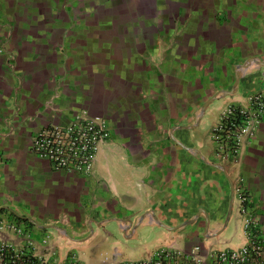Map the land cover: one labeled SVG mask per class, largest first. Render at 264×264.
<instances>
[{"label": "crops", "instance_id": "0c3cea01", "mask_svg": "<svg viewBox=\"0 0 264 264\" xmlns=\"http://www.w3.org/2000/svg\"><path fill=\"white\" fill-rule=\"evenodd\" d=\"M102 1L71 13L68 0H0V221L58 262L123 264L197 246L208 264L245 242L240 177L264 236V117L238 164L214 157L208 133L225 106L264 92V66L199 112L231 88L237 65L264 61V0H164L167 19L153 13L147 30L138 12L129 28L125 14L98 11ZM80 110L105 119L109 138L89 176L53 171L30 138Z\"/></svg>", "mask_w": 264, "mask_h": 264}, {"label": "built area", "instance_id": "2783aa9c", "mask_svg": "<svg viewBox=\"0 0 264 264\" xmlns=\"http://www.w3.org/2000/svg\"><path fill=\"white\" fill-rule=\"evenodd\" d=\"M263 117L264 92L248 94L243 102L225 106L209 133L214 157L220 162L238 164L242 148L254 137ZM108 138L106 120L80 110L65 124L46 126L36 132L30 138L28 150L53 171L89 176L97 148ZM233 195L245 242L237 249L211 252L208 264H264V236L247 206V192L240 177L236 178ZM0 233L21 237L24 242L15 246L0 239V264H80L74 254L66 255L61 262L56 260L53 251L44 255L35 254L34 243L30 241L28 233L14 220L0 221ZM40 243L45 244L46 239ZM189 263H203L197 246L188 253L160 248L146 258L123 264Z\"/></svg>", "mask_w": 264, "mask_h": 264}, {"label": "rangeland", "instance_id": "374dc122", "mask_svg": "<svg viewBox=\"0 0 264 264\" xmlns=\"http://www.w3.org/2000/svg\"><path fill=\"white\" fill-rule=\"evenodd\" d=\"M79 1L80 0H68L67 5L69 7H67L66 9H69V11L71 13H75L74 10L78 9V2ZM102 3H104V5L102 7H100L98 9V11L107 12L109 15L117 14V13L118 14L119 13L125 14L124 21H125V23H127V27H129V28L131 27L132 22L130 21V17L128 18V17H126V15L127 14L131 15L132 12H134V13L138 12L140 14L141 19L138 23H139V27L143 30L151 29L154 27L153 21L150 19L152 18L151 16L155 12L157 15V13L160 11L162 17L165 15V18H163V19H167V17H166L167 6L164 5V0H104V1H102ZM219 18H222V16H219ZM163 22H165V20H162L160 25H162ZM220 112L218 113L217 118H218ZM217 118H216V120H217ZM213 125L214 124H212L209 127L208 133H210L211 127Z\"/></svg>", "mask_w": 264, "mask_h": 264}, {"label": "water", "instance_id": "95a60500", "mask_svg": "<svg viewBox=\"0 0 264 264\" xmlns=\"http://www.w3.org/2000/svg\"><path fill=\"white\" fill-rule=\"evenodd\" d=\"M256 65V66H264V61H258V60H255L253 58H249V59H246L242 64L240 65H237L235 68H234V74H233V83L231 85V88L228 90V91H224V92H221V93H218V94H215L213 96H211L210 98H208L204 103L203 105L201 106L199 112L202 113L205 108L214 100H217L219 97H222V96H227V95H232L234 92H235V88L237 86V82L238 80L240 79L241 77V72L243 70H247L251 65Z\"/></svg>", "mask_w": 264, "mask_h": 264}]
</instances>
